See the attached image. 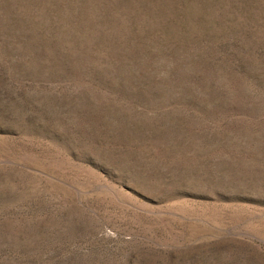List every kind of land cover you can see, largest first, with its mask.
Segmentation results:
<instances>
[{"label": "rangeland", "instance_id": "1", "mask_svg": "<svg viewBox=\"0 0 264 264\" xmlns=\"http://www.w3.org/2000/svg\"><path fill=\"white\" fill-rule=\"evenodd\" d=\"M0 264H264V0H0Z\"/></svg>", "mask_w": 264, "mask_h": 264}]
</instances>
